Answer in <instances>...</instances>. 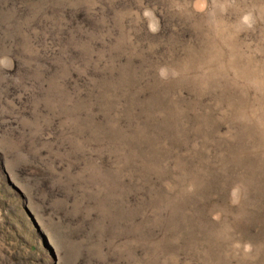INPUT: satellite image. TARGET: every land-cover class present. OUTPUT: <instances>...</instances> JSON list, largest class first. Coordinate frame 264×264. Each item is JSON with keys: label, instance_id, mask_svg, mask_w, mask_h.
I'll use <instances>...</instances> for the list:
<instances>
[{"label": "rangeland", "instance_id": "1", "mask_svg": "<svg viewBox=\"0 0 264 264\" xmlns=\"http://www.w3.org/2000/svg\"><path fill=\"white\" fill-rule=\"evenodd\" d=\"M0 264H264V0H0Z\"/></svg>", "mask_w": 264, "mask_h": 264}]
</instances>
